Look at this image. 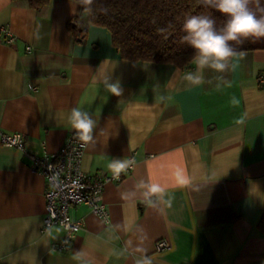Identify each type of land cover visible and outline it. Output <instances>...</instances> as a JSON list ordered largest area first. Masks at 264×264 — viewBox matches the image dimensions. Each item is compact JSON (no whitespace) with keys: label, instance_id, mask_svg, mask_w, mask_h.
Instances as JSON below:
<instances>
[{"label":"crops","instance_id":"obj_1","mask_svg":"<svg viewBox=\"0 0 264 264\" xmlns=\"http://www.w3.org/2000/svg\"><path fill=\"white\" fill-rule=\"evenodd\" d=\"M75 17L83 37L67 26ZM242 53L224 74L194 62L132 61L77 0L39 10L0 0V127L23 134L28 149L0 141V264H136L145 249L153 264H264V49ZM189 73L204 82L191 83ZM108 75L121 96L106 92ZM76 106L97 121L86 171L107 174L113 158L135 155L136 163L106 185L107 218L72 208L85 227L61 251L64 229L43 231L46 178L31 156L55 153L75 134L67 115ZM174 164L190 187L172 186ZM140 179L166 194L145 197ZM161 239L170 248L157 250Z\"/></svg>","mask_w":264,"mask_h":264},{"label":"clouds","instance_id":"obj_2","mask_svg":"<svg viewBox=\"0 0 264 264\" xmlns=\"http://www.w3.org/2000/svg\"><path fill=\"white\" fill-rule=\"evenodd\" d=\"M91 3V0H88ZM205 7H210L224 16L225 22L219 29L216 27V21L209 15H190L187 16L183 23L182 42L191 47L194 52L192 60L198 70L210 69L216 73L224 74L230 69H234L236 62L243 58V53L233 45H242L245 41H258L264 39V15L258 16L256 11L250 7L252 0H198ZM264 12V9H261ZM187 79L193 84H202V75L189 73ZM218 80L225 83V77L220 75ZM106 92L114 96H121L123 88L119 82H110V75L103 80ZM232 104L238 103L233 98ZM67 122L74 130L75 136L87 145L94 141V129L97 121L93 115L81 107H72L67 115ZM136 161L132 158H113L107 162V169L112 176L119 179L122 173L135 166ZM173 187H190L192 178L187 171L179 164L172 165L171 171ZM137 188H147L143 193L145 197L156 196L157 194L165 195L166 188L161 184L149 181L145 183L140 179L136 183ZM134 195V193L126 194ZM151 204V200H149ZM171 206V199L167 201ZM136 264H153L152 259L146 254ZM78 255V253H77Z\"/></svg>","mask_w":264,"mask_h":264},{"label":"trees","instance_id":"obj_3","mask_svg":"<svg viewBox=\"0 0 264 264\" xmlns=\"http://www.w3.org/2000/svg\"><path fill=\"white\" fill-rule=\"evenodd\" d=\"M16 1V0H15ZM35 9H42L54 0H26ZM93 24L106 27L112 33L114 46L122 58L132 61L171 63L179 67L189 66L194 50L182 42L183 23L190 15H209L216 21L217 29L225 17L215 9L205 7L198 0H77ZM250 7L257 15H264V0H252ZM78 18H72L67 26L74 34L85 31L78 28ZM239 51L264 49V39L248 40L233 45ZM264 232V213L258 223Z\"/></svg>","mask_w":264,"mask_h":264},{"label":"built area","instance_id":"obj_4","mask_svg":"<svg viewBox=\"0 0 264 264\" xmlns=\"http://www.w3.org/2000/svg\"><path fill=\"white\" fill-rule=\"evenodd\" d=\"M4 30L7 31L4 41L13 42L14 36L7 29ZM0 141L5 146L16 147L28 153L21 133H10L0 127ZM87 147L88 144H83L75 134H71L57 152H46L41 157L31 156L33 168L46 178L44 191L46 215L43 231H49L54 227H61L65 231L62 240L54 247L56 250L68 249L71 241L85 227V218H73L72 208L86 205L94 215L107 218L109 212L104 200L105 187L110 182H121L125 177V173L116 179L111 172L101 174L86 171L83 168V160ZM130 158L135 160V155ZM134 168L135 166L127 173ZM170 246L167 239H161L156 244L157 250H164Z\"/></svg>","mask_w":264,"mask_h":264}]
</instances>
